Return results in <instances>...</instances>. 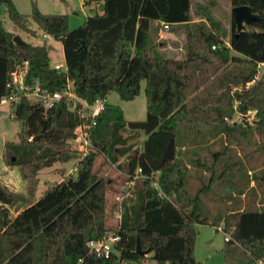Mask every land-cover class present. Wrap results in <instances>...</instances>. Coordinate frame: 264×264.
<instances>
[{
	"label": "trees",
	"instance_id": "1",
	"mask_svg": "<svg viewBox=\"0 0 264 264\" xmlns=\"http://www.w3.org/2000/svg\"><path fill=\"white\" fill-rule=\"evenodd\" d=\"M193 3L86 0L85 4L95 6V12L83 25L70 29L67 14L43 13L33 2L27 15L13 0H0V98L12 92L8 77L26 60L30 63L27 83H39L52 92L64 90L69 78L76 93L89 102L106 98L112 90L124 100H133L145 80L147 96V116L141 121H127L120 106L106 103L91 130L94 148L78 161L77 174L56 182L14 217L10 207H18L26 196L0 183V264H122L144 263L150 258L159 264H199L195 256L197 225L209 223L203 214L204 198L237 164H231L232 154L225 155L233 144L246 149L248 158L261 154L263 167L251 187L253 203L223 217V229L230 236L226 241L242 247L252 259L242 264L259 260L264 264V77L247 85L256 77L258 64L264 62V0H231V8L249 5L261 19L238 31L231 16L228 43L222 38L228 31L212 10L215 1L201 4L206 8L200 12L216 30L200 25L198 34L191 24ZM3 6L19 28L35 33L29 25L31 18L41 31L62 42L66 72L52 65L47 43L14 42L13 33L3 24ZM161 22L169 24L171 30L185 32V56L161 52L156 41ZM234 100H238L240 112L258 110L254 127L226 121L236 111ZM12 118L21 123L22 132L19 142L6 143V162L19 165L25 178L72 158L70 144L81 120L66 101L45 108L24 98L14 108ZM181 125L190 136L205 135L208 139L224 134L227 140L224 151L213 153L209 183L195 194L188 188L186 167L179 156ZM128 130L145 134L141 149L128 143L124 136ZM101 154L118 163L130 179L141 169L134 197L123 203L119 228L108 223L107 182L94 170ZM122 155L126 160L119 162ZM221 155L225 166L217 175ZM197 178L203 180L201 175ZM154 181L159 188L153 187ZM239 191L250 194L245 187ZM258 191L261 196L254 207ZM110 233L120 235L111 257L91 253L88 242ZM138 242L145 254L139 253Z\"/></svg>",
	"mask_w": 264,
	"mask_h": 264
},
{
	"label": "rangeland",
	"instance_id": "2",
	"mask_svg": "<svg viewBox=\"0 0 264 264\" xmlns=\"http://www.w3.org/2000/svg\"><path fill=\"white\" fill-rule=\"evenodd\" d=\"M204 4L211 0H201ZM215 8L213 13L216 18L224 17L226 21L222 24L228 33L223 36L228 43L230 38L231 23V0H213ZM17 9L24 14L30 15L33 9V2H36L38 8L47 14H67L69 17L70 29H75L83 25L88 16L95 12V6L85 4L86 0H13ZM199 0H194L193 7L196 8ZM1 17L7 30L14 36L20 35L21 38L30 44L39 45L47 43L54 49L49 50L52 65L65 62L64 49L61 41L53 37L44 38V32L38 28V25L30 18L29 25L33 32H26L19 28L8 16L6 7L1 8ZM213 27L214 25L211 24ZM207 28V26L205 25ZM216 26L213 29L216 30ZM191 27H189L190 29ZM159 49L166 56L183 57L186 55V34L183 31L171 29L159 30L156 37ZM264 77V71L260 79ZM146 81L141 82V90L133 100H124L116 90H112L106 97V102L112 105H118L123 109L127 121L145 120L147 116V96ZM237 87H233V91ZM234 115L226 121L231 125H241L242 127H254L255 123H249L246 116L237 110L239 102L234 100ZM0 183L8 186L12 191L23 194L26 200L20 203L18 207H10V214L14 217L26 205L38 200L46 190L52 187L56 182L66 179L69 176L77 174L78 161L83 158L82 153L76 148V143L71 141L70 148L73 156L68 161H58L50 167H43L33 178H25L19 165H8L6 162V143L19 142L22 125L19 121L11 117V107L9 105L0 106ZM187 128L181 125L177 134L179 156L186 167V176L188 178V188L192 194H195L200 187L208 184L212 176L211 166L214 163V152H222L225 149V135H214L206 138L205 135L190 136ZM124 136L129 139L128 143L134 145V148L141 149L146 139L143 132L135 133L132 130L124 132ZM260 141V136L256 134ZM30 139H34L31 137ZM182 140H187L182 145ZM189 142V143H188ZM125 148V146L119 145ZM78 151V153L76 152ZM232 154L235 164L229 171V174L220 179L212 192L204 198L203 214L209 220L208 224H198V237L195 248V256L199 264H242L243 261L250 262L252 259L245 254L242 247L228 243L225 239L222 219L229 210L243 209L253 203V192L251 187L255 185V175L263 167V156L255 154L249 158L246 156L247 150L239 145H231L230 151L225 155ZM223 155L219 156V160ZM126 155L120 156L119 162H124ZM205 163V164H204ZM225 163L219 161L216 164V172L219 175L224 168ZM205 165V166H204ZM94 170L99 176L107 182V213L108 223L113 227L119 228L121 217L124 210V201L127 197L135 195V181L130 179L118 166V163H112L106 154H101L95 162ZM203 177V182L198 180L197 176ZM143 179V178H142ZM153 187L159 188L154 181ZM248 185V186H247ZM249 190L248 195L241 194L239 189ZM258 189V188H257ZM259 190V189H258ZM256 203L261 196V192L256 193ZM229 200L232 201L229 204ZM232 208V209H230ZM218 226L221 229L217 231ZM152 257V254H150ZM122 264H159L155 259L150 258L144 263L123 262ZM168 264V263H167Z\"/></svg>",
	"mask_w": 264,
	"mask_h": 264
},
{
	"label": "built area",
	"instance_id": "3",
	"mask_svg": "<svg viewBox=\"0 0 264 264\" xmlns=\"http://www.w3.org/2000/svg\"><path fill=\"white\" fill-rule=\"evenodd\" d=\"M163 29H169V24L161 22ZM52 36L44 33V38H51ZM227 43V42H226ZM215 48V46H213ZM60 71H67L68 67L66 61L63 63H55L53 65ZM258 72L256 77L247 83L251 85L260 79L261 74L264 71V62L258 64ZM30 70V63L28 60L18 63L14 70L9 75L11 80L8 82V86L12 89V92L0 98L1 105H9L11 107V117H13L14 108H16L24 98L35 101V103L44 106L45 108H52L61 101H66L68 108L76 113L81 122L75 128V137L72 141L76 143V148L82 153V156H86L94 148L91 142V130L97 123L98 116L106 108V98H99L94 102H89L87 99L80 97L74 88L73 82L68 78L67 86L64 90L49 91L43 89L39 83L28 84L26 81L27 74ZM1 112V111H0ZM243 113L246 116V120L249 123H255L257 119V109H248ZM141 177V169H139L136 175L132 178L133 181ZM158 185V183L156 182ZM229 235H225V239H229ZM120 240V235L116 233H110L102 239H91L88 242V247L91 253H94L98 257L109 258L114 251L115 244ZM123 263V262H122ZM256 264H263L262 260H259Z\"/></svg>",
	"mask_w": 264,
	"mask_h": 264
},
{
	"label": "water",
	"instance_id": "4",
	"mask_svg": "<svg viewBox=\"0 0 264 264\" xmlns=\"http://www.w3.org/2000/svg\"><path fill=\"white\" fill-rule=\"evenodd\" d=\"M104 4L100 5V8H103ZM231 13H232V17L234 22L237 25V30L238 31H242L246 28L245 24L246 23H251L257 20H260V16L256 13L253 12V9L251 6L249 5H242V6H235L232 7L231 9ZM195 32L198 34L199 31V25L197 23H195L193 25ZM13 40L15 43L17 44H21V45H27V42H25L20 35H16L13 37ZM85 45V43L83 44ZM49 50L54 49V47L52 45H49L48 47ZM122 50V49H121ZM11 80V77H8V81ZM138 251L141 254H145V251L142 250L140 243L138 242L137 245Z\"/></svg>",
	"mask_w": 264,
	"mask_h": 264
},
{
	"label": "crops",
	"instance_id": "5",
	"mask_svg": "<svg viewBox=\"0 0 264 264\" xmlns=\"http://www.w3.org/2000/svg\"><path fill=\"white\" fill-rule=\"evenodd\" d=\"M201 4H204V3L201 0H199V4H197V7L193 11V20L191 21V24H192V26L195 23H197L199 26L200 25H206L207 26V30H211V29H213V27L211 26V22L204 15L201 14L202 12H200V11H203L206 8V7H202ZM199 5H200V7H198ZM214 8H215V6L212 7V10ZM224 19H225L224 17L220 18V20H222L223 22L226 21ZM231 203H232V201L229 200V204H231ZM230 209H232V208H230ZM230 211L231 210L227 211V213L230 212ZM220 229H221V226H218L217 231L220 230Z\"/></svg>",
	"mask_w": 264,
	"mask_h": 264
}]
</instances>
